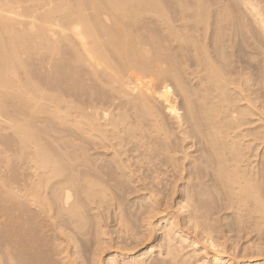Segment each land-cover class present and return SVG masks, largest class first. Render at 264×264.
I'll list each match as a JSON object with an SVG mask.
<instances>
[{"label": "bare ground", "instance_id": "6f19581e", "mask_svg": "<svg viewBox=\"0 0 264 264\" xmlns=\"http://www.w3.org/2000/svg\"><path fill=\"white\" fill-rule=\"evenodd\" d=\"M0 264H264V0H0Z\"/></svg>", "mask_w": 264, "mask_h": 264}]
</instances>
